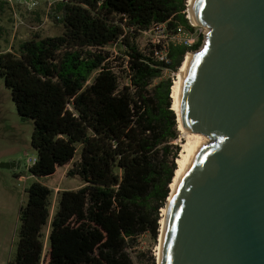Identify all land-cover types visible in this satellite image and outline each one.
I'll return each mask as SVG.
<instances>
[{
    "label": "trees",
    "instance_id": "obj_1",
    "mask_svg": "<svg viewBox=\"0 0 264 264\" xmlns=\"http://www.w3.org/2000/svg\"><path fill=\"white\" fill-rule=\"evenodd\" d=\"M187 8L188 0H61L48 13L62 36L36 34L0 54V79L20 117L34 124L32 176L55 175L80 148L68 177L84 183L59 194L52 219V190L32 184L9 264H134L139 238L159 237L181 152L174 81L164 75L179 73L205 36L192 47L171 43L169 64L156 58L162 46L141 49L137 41L159 24L194 33ZM119 61L128 72L123 87Z\"/></svg>",
    "mask_w": 264,
    "mask_h": 264
},
{
    "label": "water",
    "instance_id": "obj_2",
    "mask_svg": "<svg viewBox=\"0 0 264 264\" xmlns=\"http://www.w3.org/2000/svg\"><path fill=\"white\" fill-rule=\"evenodd\" d=\"M194 18L206 34L181 118L209 143L171 203L161 264H264V0H195Z\"/></svg>",
    "mask_w": 264,
    "mask_h": 264
},
{
    "label": "rangeland",
    "instance_id": "obj_3",
    "mask_svg": "<svg viewBox=\"0 0 264 264\" xmlns=\"http://www.w3.org/2000/svg\"><path fill=\"white\" fill-rule=\"evenodd\" d=\"M39 2L38 9L28 13L21 8L14 12L4 4V0H0V29L3 30L0 35V54L13 52L20 43L32 39L36 34L43 38L59 37L64 34L63 25L54 22L49 17V4L46 0H39ZM188 8L187 18H189ZM193 27L195 28L194 33L184 29L186 36L176 38L174 43L180 44L187 37L192 46L197 44L200 35L205 36L206 29ZM163 36L166 39L162 40L167 41L166 32L153 31L148 35L143 33L137 42L141 49H146L153 40L163 38ZM111 51L115 56H119L117 49H111ZM114 66L117 68L116 72L121 76L122 87L128 85L126 66L122 61L114 63ZM94 77L88 85L92 84ZM169 78L177 79L172 72L166 71L164 79ZM33 132V122L20 117L10 90L6 87L4 80L0 79V264H9L16 254L19 241L20 211L27 205V191L33 183L39 182L52 190L51 219L58 207L59 194L63 191L78 190L84 185L80 178L68 177V172L74 164L80 161V148L74 161L67 167L59 168L55 175L47 178L32 176L28 162L30 159L37 158V152L32 146ZM185 143L186 140L182 134L180 139L175 142L181 148V152ZM44 234L47 250L50 225L44 230ZM159 237L155 240L148 233L139 238L138 246L130 250L134 264H157Z\"/></svg>",
    "mask_w": 264,
    "mask_h": 264
},
{
    "label": "bare ground",
    "instance_id": "obj_4",
    "mask_svg": "<svg viewBox=\"0 0 264 264\" xmlns=\"http://www.w3.org/2000/svg\"><path fill=\"white\" fill-rule=\"evenodd\" d=\"M194 4L195 0H189L188 3V9H189V19L191 21V24L195 27H198L194 18ZM193 57V53H189L186 56L185 62L183 66L181 67V70L176 75V80H174V86L172 88V98L174 101L173 109L177 113L178 117V125L180 132L182 134V137L186 140V143L184 144L183 151L180 154V157L177 160L178 164V170L176 172L175 178L173 180V183L171 185V195L168 199L167 206L162 210V218L160 221V237H159V245L157 247V264H161V256H162V249H163V242L164 237L166 233L167 223H168V217H169V211L171 207V203L174 199L175 193L178 189V186L181 182V179L192 159L197 149L202 146L209 143L203 136L199 134H192L187 133L182 122L181 118V93H182V87H183V81L184 77L187 71V67Z\"/></svg>",
    "mask_w": 264,
    "mask_h": 264
},
{
    "label": "built area",
    "instance_id": "obj_5",
    "mask_svg": "<svg viewBox=\"0 0 264 264\" xmlns=\"http://www.w3.org/2000/svg\"><path fill=\"white\" fill-rule=\"evenodd\" d=\"M61 0H46V2L49 4V9L57 2H60ZM4 3L9 6L14 12H16L19 8L24 9L28 13H32L36 11L40 5L39 0H4ZM153 31L158 32H166L167 33V41H163L162 39H166V37L163 36V38H157L152 41V45H160L162 46L163 50L156 53V58L161 61L165 62L167 64L170 63V59L168 57L169 53V46L171 43L175 44L174 41L176 38L180 36H186L184 32V28L179 27L176 32L169 30L167 25L165 24H159L153 26L149 31L144 32L145 35H148V33H152ZM176 45H182L185 47H192L191 42L186 37L183 42ZM174 77H176V73H173ZM174 81V79H173ZM37 162V158L30 159L28 162V166L32 168Z\"/></svg>",
    "mask_w": 264,
    "mask_h": 264
}]
</instances>
